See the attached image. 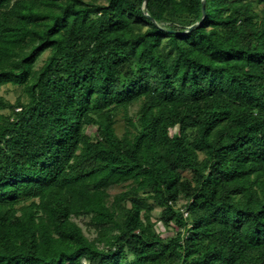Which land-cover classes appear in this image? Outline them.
Returning <instances> with one entry per match:
<instances>
[{"label":"trees","instance_id":"16d2710c","mask_svg":"<svg viewBox=\"0 0 264 264\" xmlns=\"http://www.w3.org/2000/svg\"><path fill=\"white\" fill-rule=\"evenodd\" d=\"M202 7L0 0V264H264V0Z\"/></svg>","mask_w":264,"mask_h":264},{"label":"rangeland","instance_id":"374dc122","mask_svg":"<svg viewBox=\"0 0 264 264\" xmlns=\"http://www.w3.org/2000/svg\"><path fill=\"white\" fill-rule=\"evenodd\" d=\"M49 56V53H46L37 63L36 68H40L44 63L45 60L47 59V57ZM0 98H3L6 102H9L11 104H15L17 103L18 100H22L24 102H26L28 100L27 98V94L25 92V89L23 87H18V86H14V85H4V86H0ZM138 110V106H133L130 109V112L132 115H135L136 112ZM3 113L5 114H9L10 110H5L3 111ZM116 130L119 136H123V134L125 133V129H126V124L123 118H121V116H118L116 118ZM87 133L92 137V138H96V128L93 126H89L87 128ZM185 177L191 179L192 175L190 173H185ZM126 188L119 186V187H112L110 189V193L112 196H115L117 194H119L120 192L124 191ZM161 212L162 210L160 208H155L153 211V220L156 223V227L157 230L162 233V235L165 237L167 235L171 236L174 235L176 232L174 230V228H171L169 230H165L163 224L159 221V218L161 216ZM75 221L83 228V230L85 231L86 235L91 238L94 239L96 237V233L88 227V222L89 219L88 218H78L75 219Z\"/></svg>","mask_w":264,"mask_h":264},{"label":"water","instance_id":"95a60500","mask_svg":"<svg viewBox=\"0 0 264 264\" xmlns=\"http://www.w3.org/2000/svg\"><path fill=\"white\" fill-rule=\"evenodd\" d=\"M145 15L149 16L148 13H146V12H145ZM205 15H206L205 0H203L202 18H201L200 22L197 23V24H195V25H193V26H191V27L188 29V31H186V32H184V33H178V34H180V35H184V34L190 32V31H192L193 29L198 28V27L201 25V23L203 22V20L205 19Z\"/></svg>","mask_w":264,"mask_h":264},{"label":"built area","instance_id":"2783aa9c","mask_svg":"<svg viewBox=\"0 0 264 264\" xmlns=\"http://www.w3.org/2000/svg\"><path fill=\"white\" fill-rule=\"evenodd\" d=\"M184 216H185V217H188V213H187V212H184Z\"/></svg>","mask_w":264,"mask_h":264}]
</instances>
